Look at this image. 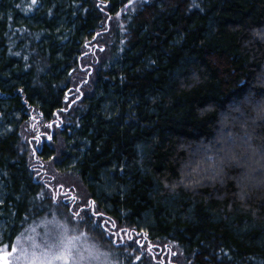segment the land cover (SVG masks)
<instances>
[{
  "label": "trees",
  "instance_id": "16d2710c",
  "mask_svg": "<svg viewBox=\"0 0 264 264\" xmlns=\"http://www.w3.org/2000/svg\"><path fill=\"white\" fill-rule=\"evenodd\" d=\"M39 221L264 264V0H0V247Z\"/></svg>",
  "mask_w": 264,
  "mask_h": 264
},
{
  "label": "rangeland",
  "instance_id": "374dc122",
  "mask_svg": "<svg viewBox=\"0 0 264 264\" xmlns=\"http://www.w3.org/2000/svg\"><path fill=\"white\" fill-rule=\"evenodd\" d=\"M53 229L56 233L57 228ZM53 232L49 223L45 221L34 223L30 226H27L25 231L20 235L12 245L8 247H0V264H29V260L23 258L22 253L25 249L28 250L29 254L33 251L36 252L37 256H42L44 251L43 248H35L34 244L40 243L49 232ZM65 232V231H64ZM62 231L58 235L60 238H63L65 234ZM73 233V231H71ZM69 236H77L67 234ZM82 235V234H81ZM77 245L80 247L81 251L88 249L89 251L85 252V256L88 257L83 261V264H109L111 257L107 256L108 252H104L96 245L95 242L88 240V236L84 235L79 237ZM55 264H61L60 261H56Z\"/></svg>",
  "mask_w": 264,
  "mask_h": 264
},
{
  "label": "snow or ice",
  "instance_id": "6c2138e0",
  "mask_svg": "<svg viewBox=\"0 0 264 264\" xmlns=\"http://www.w3.org/2000/svg\"><path fill=\"white\" fill-rule=\"evenodd\" d=\"M32 2L35 3L36 0ZM79 239L78 236H69L66 232L63 238H60L50 231L40 243L34 244L35 248L44 249L42 256H37L35 251L29 254L27 249L23 251L22 256L29 260V264H55L56 261H60L61 264H83V261L88 258L85 252L89 250H80L77 245Z\"/></svg>",
  "mask_w": 264,
  "mask_h": 264
}]
</instances>
